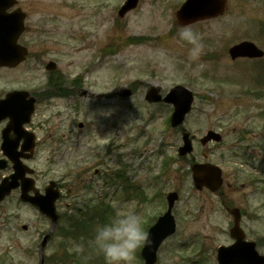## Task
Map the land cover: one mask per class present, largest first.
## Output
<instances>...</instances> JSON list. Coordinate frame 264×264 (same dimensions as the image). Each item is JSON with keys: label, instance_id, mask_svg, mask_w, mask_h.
<instances>
[{"label": "rangeland", "instance_id": "obj_1", "mask_svg": "<svg viewBox=\"0 0 264 264\" xmlns=\"http://www.w3.org/2000/svg\"><path fill=\"white\" fill-rule=\"evenodd\" d=\"M124 1L18 0L27 12L20 43L29 54L16 66L0 67V94L47 88L50 74L56 77L59 72L89 90V95L69 100L47 98L38 110L47 136L68 115L67 125L77 131V142L65 156L53 144L45 148V172L63 176L65 193L71 195L64 200L69 205L62 207L61 228L78 207L90 214L96 205L111 204L109 219L135 212L149 231L167 208V194L176 190L177 230L161 244L155 264H217V248L233 241L229 232L233 218L218 195L193 185L191 160L205 161L206 151L208 159L223 168L231 202L247 211L241 223L247 238L257 241L264 254V58L233 60L228 51L242 40L264 48V0H228L222 16L186 27L175 21L184 0H140L120 17ZM182 28L195 33L200 49L196 59L190 57L195 45L179 36ZM49 60L57 62L55 72L46 69ZM177 83L195 93L192 111L181 128L170 125L171 105L145 99L152 85L167 92ZM133 84V94L123 96ZM102 110H111V115H100ZM183 127L195 135L194 152L187 157L178 154ZM208 129L221 132V143L201 145L200 137ZM129 183L142 188L140 197L125 187ZM87 200L89 208L82 206ZM98 222L89 224V264H106L92 237ZM24 237L30 241L22 246L25 251L14 250L11 259L17 264H39L33 229ZM84 246L71 237L57 236L45 253H77ZM141 248L133 264H144ZM63 264L80 263L71 259Z\"/></svg>", "mask_w": 264, "mask_h": 264}, {"label": "flooded vegetation", "instance_id": "obj_2", "mask_svg": "<svg viewBox=\"0 0 264 264\" xmlns=\"http://www.w3.org/2000/svg\"><path fill=\"white\" fill-rule=\"evenodd\" d=\"M54 79L48 78L47 88H22L31 92L25 96L26 101L35 97V112L30 121L27 122L25 116L16 119L9 116L0 117V187L6 185L10 188L0 199V264H17L11 256L14 250H20L22 253L25 251L22 246L25 242H30L24 237L27 232L33 229L32 240L40 245L49 231L46 230V225L53 226L52 220L35 204L37 200L42 201L44 206L52 200L56 212L60 214V220L63 217L62 207L67 208L69 205L64 204V200L71 196L65 193V178L51 177L45 172V148L47 143L53 144L57 148L56 151L61 150L60 155L65 156L73 147L77 132L67 125L70 120L68 115L61 120L57 129L47 136L37 115L41 102L47 98L69 100L79 94L87 96L89 90L85 91L80 86L81 81L77 79L64 76L57 77V81ZM220 199L224 206H234L226 191L220 195ZM59 228L58 225L52 230V238L61 234ZM31 235L33 236V233ZM49 244L45 247L47 251ZM46 262V254H40L39 264Z\"/></svg>", "mask_w": 264, "mask_h": 264}, {"label": "water", "instance_id": "obj_3", "mask_svg": "<svg viewBox=\"0 0 264 264\" xmlns=\"http://www.w3.org/2000/svg\"><path fill=\"white\" fill-rule=\"evenodd\" d=\"M16 0H0V64L14 66L24 60L27 49L18 43V38L25 29L24 19L25 13L21 9L7 12ZM138 0H127L119 11L121 16L136 7ZM226 8V0H187L177 11V22L179 25H186L194 21L214 17L224 12ZM230 54L233 58L237 57H260L264 55L255 43L244 41L230 48ZM48 69H54L55 63L51 62L47 65ZM158 88L153 87L147 93V99L150 101H160L161 95ZM131 91L126 90L125 95H130ZM21 92L15 91L7 95V98L1 102L0 111L17 116L18 110L22 113L26 111V105L20 103L23 101L19 97ZM19 100V101H18ZM166 102L173 103L175 110L173 112L171 122L176 127L181 124L186 114L191 110L194 100L193 92L184 87L177 85L171 89L164 99ZM18 101V102H17ZM32 112V108L28 113ZM184 144L180 147V154L186 155L193 150V143L189 132L183 133ZM211 139L220 140L221 135L215 131H208L207 135L202 138V142L206 143ZM193 179L197 188L202 189L207 186L212 191H217L223 182L222 170L217 165L211 163H194L192 165ZM177 192L168 195L169 208L168 211L161 216L157 223L149 230V242L144 245L142 256L145 258V264H154L157 261V251L163 240L175 232L176 220L172 214V208L178 198ZM42 206L41 202H36ZM235 217V224L231 228V236L236 242L229 246H220L218 249L219 264H264V256L260 255L256 249V243L245 239V232L240 227V213L237 208L230 209ZM45 213L57 222L59 215L54 212L52 206L45 208ZM50 235L48 234L43 240L42 246L47 243Z\"/></svg>", "mask_w": 264, "mask_h": 264}, {"label": "clouds", "instance_id": "obj_4", "mask_svg": "<svg viewBox=\"0 0 264 264\" xmlns=\"http://www.w3.org/2000/svg\"><path fill=\"white\" fill-rule=\"evenodd\" d=\"M182 40L193 45L190 57L196 59L199 46L191 28H182L179 32ZM100 115H111V110L101 111ZM92 120L96 114H91ZM94 242L103 254L106 264H133L136 252L149 242V232L145 229L141 216L135 212L117 213L114 218L95 227Z\"/></svg>", "mask_w": 264, "mask_h": 264}, {"label": "trees", "instance_id": "obj_5", "mask_svg": "<svg viewBox=\"0 0 264 264\" xmlns=\"http://www.w3.org/2000/svg\"><path fill=\"white\" fill-rule=\"evenodd\" d=\"M84 205L87 206L88 203H85ZM68 221H69L68 227L71 229L70 235L74 237L75 234L80 235V232L78 231V229L83 230V231L89 230V222H91L90 225H92L93 221H100L104 223V222H107L108 220L104 219L103 216L100 215L99 211L89 214L88 211L85 212L84 210V212H81L77 210L76 213L73 215V217L71 216L68 218Z\"/></svg>", "mask_w": 264, "mask_h": 264}]
</instances>
